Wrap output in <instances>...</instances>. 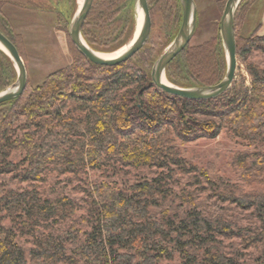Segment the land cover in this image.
Returning a JSON list of instances; mask_svg holds the SVG:
<instances>
[{"label": "trees", "instance_id": "trees-1", "mask_svg": "<svg viewBox=\"0 0 264 264\" xmlns=\"http://www.w3.org/2000/svg\"><path fill=\"white\" fill-rule=\"evenodd\" d=\"M128 1L93 0L81 28L90 48L112 52L131 40L134 9L122 13ZM254 1L241 0L234 15L236 58L245 64L249 86L235 83L213 99H184L153 85L147 59L142 58L144 65L132 62L141 49L124 62L105 66L92 63L73 47L77 57L72 63L50 73L40 84L27 80L21 95L0 104V175L11 173L19 181L39 182L51 171L78 174L110 166L160 170L153 179L124 188L106 181L82 187L89 231L71 225L57 235L52 233L56 225L75 214L71 198L48 199L34 187L6 191L0 196V264H160L163 258L172 257L169 244L184 254L183 264H237L216 250L217 235L238 236L245 248L264 243V199L258 198V204L251 197L235 195L229 186L220 189L221 184L204 172L200 175L219 200L255 209L258 231L249 235L241 229L233 231L230 224L207 218L196 209L187 211L184 217L177 215L178 220L168 211L161 218L150 211L169 198L168 180L174 171L193 172V177L200 172L181 157L170 133L186 143L213 139L225 130L230 139L257 149L236 156L243 179L264 181V66L246 62L250 51L264 52V34H258L260 26L248 36L237 37L236 32ZM39 2L0 0V31L22 59L18 46L21 36L12 30L2 9L10 5L46 10ZM72 3L76 6L75 0ZM147 5L149 14L154 11L167 22L175 20L177 13L180 16L179 0H147ZM211 41L186 46L167 64L166 79L179 87L220 81L226 70L225 54L219 36ZM110 42L115 46L103 49ZM178 61L200 82H175L173 71ZM5 77L11 80L3 81ZM15 79L13 63L0 50V90ZM19 118L24 122L15 127ZM16 149L24 156L13 163L9 156ZM20 165L26 166L18 170ZM179 198L192 206L194 196L190 191L182 188ZM4 218L10 221V227L3 225ZM18 236L27 238L31 246L28 252L17 243ZM69 244L74 245L71 252Z\"/></svg>", "mask_w": 264, "mask_h": 264}, {"label": "rangeland", "instance_id": "rangeland-1", "mask_svg": "<svg viewBox=\"0 0 264 264\" xmlns=\"http://www.w3.org/2000/svg\"><path fill=\"white\" fill-rule=\"evenodd\" d=\"M11 1L25 2V0ZM36 1H41L39 3L45 5L46 8L44 9L46 10L36 11L10 5H6L2 9L3 15L9 20L12 30L21 36L18 46L22 52L27 80L33 85L40 84L50 73L72 63L77 57L76 52L78 51L70 43L71 40L68 35V24L79 4L78 0H75L76 6L73 5L72 0ZM225 1L194 0L197 14L196 26L193 36L186 46L196 47L204 45L217 36L220 38L219 22ZM133 9L134 1L129 0L123 6L122 13L124 14L125 11L131 12ZM263 12L264 0H255L252 7L249 8L248 13L244 16L243 22L239 24L236 30L237 37L248 36L257 26L261 28ZM150 17L151 29L148 38L137 54V57L132 60V62L144 65L141 62L143 61L142 58H145L144 60L147 59L149 73L153 61L173 40L181 23V9L180 16L177 13L175 20L172 22H167L164 17L154 11L150 12ZM258 34H260L259 31ZM113 46H115V43L110 42L103 49H110ZM246 62L263 67L264 52L257 50L250 51L246 55ZM1 65L5 67V61L2 60ZM181 65V62L179 63L178 61L176 69L173 71L175 72V82L190 85L200 82L197 80V76H189L186 72L188 70L185 66ZM7 78L5 77L3 81L11 80ZM235 83H243L245 86H249V77L245 64L238 57L236 58V69L231 86ZM198 117L201 119L206 118L202 115ZM23 122L24 119L19 118L15 127H18ZM21 133L22 130L18 129L17 134L21 135ZM170 136L173 139V144L178 148L181 157L189 164L197 166L200 172H195L197 176L193 177V172L181 173L174 171L171 174L172 177L168 180V187L171 189L169 198L161 202L159 207L150 208V211L158 218L164 215V211H168L173 219L178 220L177 215L184 217L187 211L196 209L207 218L213 220L219 219L230 224L234 229L233 231L241 229L245 235L258 231L260 222L253 207L243 209L232 202L219 200L214 196L212 190L208 188V183L205 182L202 175H200L201 172H204L210 180L221 184L220 189H224V186H229L234 190L235 195L251 197L259 204L260 200L258 198L264 199V181H245L243 179V168L237 163L238 160L236 161V156L239 153L249 154L255 152L257 149L240 140L230 139L225 130H221L218 136L213 139L199 138L186 143H182L173 133H170ZM23 156L24 152L16 149L10 153L9 160L13 163H18ZM25 166L20 165L18 170L23 169ZM159 173L160 170L154 167L132 168L110 166L101 170L86 169L84 172L78 174H59L55 171L46 172L39 182L19 181L17 178H14V174H1L0 196L6 191L20 192L32 187L37 189L41 196L48 199L66 196L74 201L75 214L56 225L52 229V233L57 235L71 225H75L76 228L82 231H89L91 223L86 221L87 212L85 209L84 193L81 191L82 187L87 186V184L106 181L108 183H115L117 187L124 188L139 181L151 180ZM189 181L192 183H194L193 181L199 182L190 184ZM182 188L185 191H190L194 196L192 206L180 200L179 195ZM2 223L4 226L10 227L8 219L4 218ZM216 239V250L231 257L237 264H264L262 259L264 256V243H257L245 248L238 236L225 237L217 235ZM16 240L25 252L29 251L31 246L27 238L18 236ZM169 245L172 257L171 259L163 258L160 264H183L184 254L175 248L173 249L172 244ZM73 248V244L68 245L69 252ZM190 251L193 252V250Z\"/></svg>", "mask_w": 264, "mask_h": 264}, {"label": "water", "instance_id": "water-1", "mask_svg": "<svg viewBox=\"0 0 264 264\" xmlns=\"http://www.w3.org/2000/svg\"><path fill=\"white\" fill-rule=\"evenodd\" d=\"M241 0H226L220 22L219 33L226 59L223 78L215 84L179 87L165 77L167 64L190 42L196 26V5L194 0H179L181 23L173 40L155 59L150 77L159 90L173 96L189 100H207L222 95L233 81L236 69V43L234 34V15ZM93 0H81L68 24V35L75 48L89 61L97 65L113 66L126 61L137 53L148 38L151 20L147 0H134L135 29L131 40L112 52H100L90 48L81 35V28ZM139 24V25H138ZM0 50L11 60L16 71V79L0 90V104L16 99L23 92L27 74L22 58L15 45L0 31ZM101 54L112 55L102 57Z\"/></svg>", "mask_w": 264, "mask_h": 264}, {"label": "crops", "instance_id": "crops-1", "mask_svg": "<svg viewBox=\"0 0 264 264\" xmlns=\"http://www.w3.org/2000/svg\"><path fill=\"white\" fill-rule=\"evenodd\" d=\"M259 33L264 34V12H263L262 20H261V28L259 30Z\"/></svg>", "mask_w": 264, "mask_h": 264}, {"label": "bare ground", "instance_id": "bare-ground-1", "mask_svg": "<svg viewBox=\"0 0 264 264\" xmlns=\"http://www.w3.org/2000/svg\"><path fill=\"white\" fill-rule=\"evenodd\" d=\"M81 2V0H78V3H80ZM139 25V24H138ZM101 56L102 57H110V56H112V55H105V54H101Z\"/></svg>", "mask_w": 264, "mask_h": 264}, {"label": "flooded vegetation", "instance_id": "flooded-vegetation-1", "mask_svg": "<svg viewBox=\"0 0 264 264\" xmlns=\"http://www.w3.org/2000/svg\"><path fill=\"white\" fill-rule=\"evenodd\" d=\"M151 20V19H150ZM151 29V28H150ZM146 42V41H145ZM145 44V43H144Z\"/></svg>", "mask_w": 264, "mask_h": 264}]
</instances>
